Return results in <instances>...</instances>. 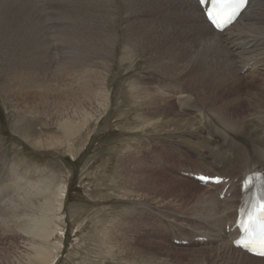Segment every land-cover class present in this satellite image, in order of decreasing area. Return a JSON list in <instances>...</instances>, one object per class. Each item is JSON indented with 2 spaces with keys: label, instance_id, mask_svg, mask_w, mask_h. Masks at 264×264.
<instances>
[{
  "label": "bare ground",
  "instance_id": "obj_1",
  "mask_svg": "<svg viewBox=\"0 0 264 264\" xmlns=\"http://www.w3.org/2000/svg\"><path fill=\"white\" fill-rule=\"evenodd\" d=\"M18 25L47 32H73L74 42L82 40L81 47L91 46L90 60L82 63L84 67L79 63L65 71L82 74L81 78L72 77L66 82L68 76L61 75L60 85L34 82L37 73L28 64L5 62V56L0 64L10 90L14 78L32 76L36 90H22L14 98L16 106L57 119L63 137L78 134L96 117L99 108L112 102L114 90L109 94L107 81L121 36L124 46L128 45L119 59L123 67L136 60L137 51L150 62L149 74H133L128 84L134 87L133 109L141 122L166 129L165 133L173 137L171 145L176 151L167 159L174 166L202 167L212 171L210 175L220 173L231 179H240L252 170H264V78L257 79L254 73L256 63H264V0H251L222 32L205 21L196 0H0V45L15 43L16 39H9L3 29L13 31ZM240 68L246 73L241 75ZM55 72L51 71V76ZM89 76L95 85L88 82ZM185 84L195 95L182 90ZM59 88L61 92L57 91ZM212 134L217 142L207 138ZM50 138L49 145L62 140ZM31 143L45 145L42 139L33 138ZM131 153V159L138 163L127 164L122 174L123 181L134 180L126 188L131 202L141 206L144 213L162 215L170 224H206L214 229L212 237L217 244L183 248L168 242V246L164 245L158 238L141 241V236L131 237L133 230L122 223L118 235L115 232L117 237H103L105 250H123V259L128 253L138 264H171L170 261L188 256L203 264H264V258L232 247L228 239L232 233H226V225L235 218L237 185L231 186V195L220 199V185L204 187L196 181L175 178L170 174L174 173L169 171L170 165L165 172L149 161L141 164L144 151L140 147ZM148 171L156 176L146 179L148 192H144L133 173ZM194 173L203 171L196 169ZM165 177H169L168 181ZM45 180L34 178L25 187H17L18 193L8 195L9 202L0 207V264H25L26 260L27 264H52L58 245L51 240L57 229L63 191L53 179ZM148 193L158 199H145ZM142 199L153 205L143 204ZM162 232L151 233L162 238ZM168 251L174 254L169 255Z\"/></svg>",
  "mask_w": 264,
  "mask_h": 264
},
{
  "label": "rangeland",
  "instance_id": "obj_2",
  "mask_svg": "<svg viewBox=\"0 0 264 264\" xmlns=\"http://www.w3.org/2000/svg\"><path fill=\"white\" fill-rule=\"evenodd\" d=\"M3 30L9 34V39L16 41L14 44L0 45V64L4 56L5 62H15L17 66L28 64L33 72L37 73L33 78L36 79L33 80L34 82L39 83L38 81L43 80L46 81L47 86L60 85L62 80H58V77L61 75L68 76L66 82L72 77L80 79L82 74L74 75L65 72L66 69L79 63L84 67L82 63H88L90 60L91 46L85 44V47H81L82 40L74 42L73 32L65 30L47 32L28 28L26 25H18L13 31L7 28ZM127 46H124L120 36L116 45L118 55L113 60L107 81L109 94L112 89L114 90L112 102L107 101L106 107H102L101 110L99 108L96 117L71 138L63 137L57 119L46 115L45 112L39 113L32 109L25 111L22 106H16L14 98L22 90L27 88L25 93L29 89L36 90L32 87L34 84L31 82L32 76L14 78L13 90H10L8 81L0 69V198L2 199L0 207L5 206V203L9 202L7 199L18 193L17 187H25L28 181H34V178L46 179L45 181L53 179L56 184H60L63 202L61 209L57 211L59 216L57 229H55V237L51 240L58 245L52 264H138L135 259L128 257V253L123 259V250L115 249L110 252L105 250L102 243L104 236H114L115 232L118 235L119 227L124 226L121 225L122 223L133 230L131 237L141 236V241L144 238L157 241L158 238L164 245L168 242L174 247L183 248L217 244L212 237L214 231L212 227L206 224L197 227L191 226L190 223L170 224L171 222L162 215L144 213L141 206L131 202L132 197L131 200L127 197L126 188H129L134 180L123 181L122 174L127 164L138 163L131 159L133 149L137 150L139 147L143 149V156L140 155L139 159L141 164L149 161L160 171L165 172L169 170L168 165H170L173 171L171 169L169 171L174 172L170 174L175 178L182 177L193 181L183 176L181 171L192 173L196 171V168H188L185 165H180L178 168L174 166L167 159L170 153L176 151L171 145L174 140L170 139L173 137L165 133L166 129L141 122L138 112L133 109L135 102L131 96L134 94V87L131 88L132 86L128 84L133 74H144L150 68V62L146 55L137 51L139 54L134 57L136 60L123 67L119 59L122 57V52L127 50ZM256 65L255 76L257 79L264 78V63L257 62ZM40 69L41 72L38 71ZM241 69L239 72L241 75L246 73L245 69ZM51 71L56 72L51 76ZM88 82L95 85L92 76L88 77ZM171 84L177 87L176 84ZM182 90L195 95L186 84ZM57 91L61 92V89ZM181 106L182 104L179 105L180 108ZM186 114L190 115L191 112ZM209 136L208 139L217 142L218 138H215V135ZM50 137H54L53 140L58 138L62 140L55 145H49ZM33 138L44 140L45 145H33L31 143ZM125 155L128 158L125 159ZM178 161L180 164L184 163L181 157ZM12 167L14 168L11 171ZM154 176L156 173H133V177L138 178L139 188L144 192H148L146 179ZM164 179L168 181L169 177ZM49 182L51 185L54 184L52 181ZM11 184L13 187H10ZM9 188L14 189L13 193ZM153 196L154 194L148 193L145 199L155 202L158 198L155 199ZM142 202L148 203L143 199ZM153 230L163 231L164 237L153 235L151 233ZM170 232L173 234L168 236ZM195 236H204L206 244L195 243L192 240ZM173 239H188V245H174ZM168 254L173 255L174 251H168ZM170 263L203 264L202 261H192L189 256Z\"/></svg>",
  "mask_w": 264,
  "mask_h": 264
}]
</instances>
